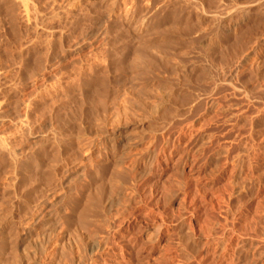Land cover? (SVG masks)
Segmentation results:
<instances>
[{"label": "rangeland", "instance_id": "rangeland-1", "mask_svg": "<svg viewBox=\"0 0 264 264\" xmlns=\"http://www.w3.org/2000/svg\"><path fill=\"white\" fill-rule=\"evenodd\" d=\"M0 262L264 264V0H0Z\"/></svg>", "mask_w": 264, "mask_h": 264}, {"label": "bare ground", "instance_id": "bare-ground-1", "mask_svg": "<svg viewBox=\"0 0 264 264\" xmlns=\"http://www.w3.org/2000/svg\"><path fill=\"white\" fill-rule=\"evenodd\" d=\"M82 2H83V1H82ZM84 4H85V3H84ZM88 5H89V4H88ZM221 11H222V10H221ZM225 12H226V10H225ZM225 12H224V10H223L222 13L224 14ZM214 13H215V12H214ZM218 13H220V12L218 11ZM220 14H221V13H220ZM223 14H221V16H222ZM226 14H228V13H226ZM211 16L213 17V14H212ZM214 16H215V15H214ZM215 17H217V15H216ZM215 17H214V18H215ZM227 17H229V16H227ZM210 18H211V17H210ZM214 18H213V19H214ZM217 18L220 19V16L217 17ZM224 18H225V17H224ZM224 20H225V19H224ZM162 42H163V41H162ZM163 44H164V43H163ZM145 50H146V48H145ZM152 51H153V50H152ZM143 52H145V51H143ZM163 55H164V54H163ZM140 59H141V57H140ZM144 59H145V58H144ZM144 59H142V60H144ZM136 60H137V59H136ZM137 61H138V60H137ZM132 63H133V62H132ZM135 63H136V62H135ZM133 67H134V66H133ZM103 81H104V80H103ZM97 127H98V126H97ZM112 143H113V142H112ZM3 145H4V144H3ZM112 145H113V144H112ZM1 146H2V145H1ZM126 146H127V145H126ZM3 147H5V146H3ZM104 147H105V146H104ZM128 147H129V146H128ZM122 148H123V147H122ZM1 149H2V148H1ZM126 150H127V149H126ZM10 151H11V150H10ZM99 153H100V152H99ZM109 153H110V152H109ZM8 154H9V153H8ZM124 156H125V155H124ZM96 157H97V156H96ZM13 158H14V157H13ZM11 159H12V158H11ZM99 159H100V158H99ZM117 159H118V158H117ZM119 159H121V157H120ZM13 160H14V159H13ZM97 160H98V159H97ZM97 160H96V161H97ZM114 160H115V159H114ZM18 161H19V160H18ZM101 161H102V160H101ZM11 163H12V162H11ZM95 163H96V162H95ZM107 163H108V162H107ZM118 163H119V162H118ZM15 164H16V163H15ZM114 164H115V163H114ZM12 165H13V164H12ZM84 165H85V164H84ZM111 165H113V164H111ZM111 165H110V166H111ZM28 166H29V165H28ZM115 166H116V165H115ZM119 166H120V165H119ZM122 166H123V165H122ZM116 167H118V166H116ZM116 167H115V168H116ZM9 168H10V167H9ZM83 168H84V167H83ZM110 168H112V167H109V170H110ZM6 169H7V166H6ZM116 169H117V168H116ZM11 170H12V169H11ZM11 170L9 169V171H11ZM123 170H124V169H123ZM9 171H8V173H9ZM111 171H112V170H111ZM111 171H110V172H111ZM117 171H118V169H117ZM117 171H116V172H117ZM12 172H14V171H12ZM118 172H119V171H118ZM114 173H115V172H114ZM114 173H112V174H114ZM119 173H120V172H119ZM11 174H12V173H11ZM28 175H29V174H28ZM79 175H80V174H79ZM83 175H84V174H83ZM110 175H111V173H110ZM20 177H21V176H20ZM113 177H114V176H113ZM69 178H70V177H69ZM27 179H28V178H27ZM25 181H26V180H25ZM32 181H33V180H32ZM26 182H27V181H26ZM26 182H23V185H24V183H26ZM49 183H50V182H49ZM101 185H102V184H101ZM101 185H100V186H101ZM26 186H27V185H26ZM48 186H49V185H48ZM73 186H74V185H73ZM87 186H88V185H87ZM22 187H23V186H22ZM27 187H28V186H27ZM30 187H31V186H30ZM46 187H47V186H46ZM94 187H95V186H94ZM67 190H68V189H67ZM89 190H90V188H89ZM52 191H53V190H52ZM71 191H72V189H71ZM87 191H88V190H87ZM67 192H68V191H67ZM69 192H70V191H69ZM72 193H74V192H72ZM79 193H80V192H79ZM84 193H85V192H84ZM76 194H77V193H76ZM26 195H27V194H26ZM52 195H53V194H52ZM68 195H69V194H68ZM73 195H75V194H73ZM83 195L85 196L86 194H83ZM81 196H82V195H81ZM86 196H87V195H86ZM90 196H91V195H90ZM38 198H39V197H38ZM85 199L87 200V198H85ZM88 199H89V197H88ZM97 200H98V199H97ZM44 201H45V200H44ZM87 201H88V200H87ZM105 201H107V200H105ZM47 202H48V201H47ZM72 202H73V201H72ZM107 202H108V201H107ZM39 203H40V202H39ZM76 203H77V202H76ZM110 203H111V202H110ZM88 204H89V203H88ZM108 205H109V204H108ZM49 206H50V205H49ZM84 206H85V205H84ZM49 212H50V211H49ZM50 213H51V212H50ZM50 213H49V214H50ZM37 215H38V214H37ZM51 215H52V214H51ZM11 216H12V215H11ZM18 216H19V215H18ZM43 216H44V215H43ZM48 216H49V215H48ZM70 216H71V215H70ZM1 217H2V216H1ZM22 217H23V215H22ZM49 217H50V216H49ZM35 219L37 220V217H36ZM39 219H40V218H39ZM26 222H27V221H26ZM34 222H35V221H34ZM49 222H50V221H49ZM31 223H32V222H31ZM38 224H39V223H38ZM42 225H43V224H42ZM49 226H50V225H49ZM74 226H75V225H74ZM39 227H40V226H39ZM7 228H8V227H7ZM35 229H36V228H35ZM37 229H38V227H37ZM54 230H55V229H54ZM27 233H28V232H27ZM61 233H62V232H61ZM33 234H34V233H33ZM36 234H37V233H36ZM38 234H39V233H38ZM50 234H51V233H50ZM28 235H29V234H28ZM39 235H40V234H39ZM23 237H24V236H23ZM26 237H27V236H26ZM26 237H25V238H26ZM30 237H31V236H30ZM32 237H33V236H32ZM34 237H38V236L36 235V236H34ZM40 237H41V236H40ZM46 237H47V236H46ZM48 237H49V236H48ZM52 237H53V235H52ZM25 238H24V239H25ZM24 239H23V243L26 242V243L29 245V242H30V241H29V238H28V239H25V240H24ZM33 239H35V238H33ZM47 239H48V238H47ZM20 240H21V239H20ZM31 240H32V239H31ZM36 240H37V239H36ZM62 241H64V240H62ZM32 242H33V241H32ZM26 243H25V245H26ZM36 243H37V242H36ZM39 244H40V243H39ZM62 244H63V243H62ZM62 244H61V245H62ZM42 245H43V244H42ZM22 246H24V244H23ZM33 246H34V245H33ZM24 247H25V246H24ZM26 247H27V246H26ZM41 247H42V246H41ZM62 248H63V245H62ZM21 250H22V249H21ZM26 250H27V248H26ZM23 256H24V255H23ZM12 257H13V256H12ZM15 257H16V256H15ZM25 258H26V257H25ZM12 259H14V257H13ZM12 259H10V260H12ZM16 260H17V259H16ZM12 261H13V260H12ZM0 263H1V262H0ZM10 263H11V262H10Z\"/></svg>", "mask_w": 264, "mask_h": 264}]
</instances>
